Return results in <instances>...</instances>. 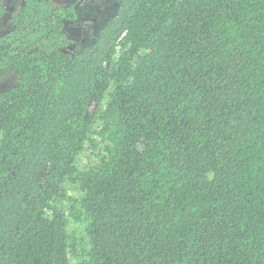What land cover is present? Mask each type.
I'll use <instances>...</instances> for the list:
<instances>
[{"label": "trees", "instance_id": "1", "mask_svg": "<svg viewBox=\"0 0 264 264\" xmlns=\"http://www.w3.org/2000/svg\"><path fill=\"white\" fill-rule=\"evenodd\" d=\"M6 9L0 264H264V0Z\"/></svg>", "mask_w": 264, "mask_h": 264}, {"label": "rangeland", "instance_id": "2", "mask_svg": "<svg viewBox=\"0 0 264 264\" xmlns=\"http://www.w3.org/2000/svg\"><path fill=\"white\" fill-rule=\"evenodd\" d=\"M55 1V0H54ZM61 3H71L77 11L75 20L65 22L70 38L80 46L93 43L100 30L117 15L120 0H56ZM20 0H0V5L5 4L6 11H12ZM7 14L0 20V36L10 31L11 24ZM0 76V92L8 90L16 83V77L11 70L5 68ZM1 135V132H0ZM83 162L87 161L86 155L81 156Z\"/></svg>", "mask_w": 264, "mask_h": 264}]
</instances>
